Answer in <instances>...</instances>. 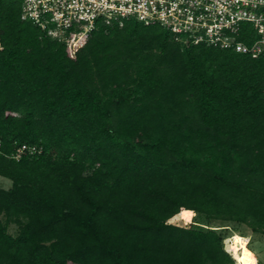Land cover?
<instances>
[{"label":"trees","instance_id":"trees-1","mask_svg":"<svg viewBox=\"0 0 264 264\" xmlns=\"http://www.w3.org/2000/svg\"><path fill=\"white\" fill-rule=\"evenodd\" d=\"M21 14L0 0V264H234L187 212L264 235V54L128 17L71 57Z\"/></svg>","mask_w":264,"mask_h":264},{"label":"built area","instance_id":"built-area-1","mask_svg":"<svg viewBox=\"0 0 264 264\" xmlns=\"http://www.w3.org/2000/svg\"><path fill=\"white\" fill-rule=\"evenodd\" d=\"M23 20L37 25L62 41L69 55L86 43L95 21L133 17L144 24L156 22L176 37L193 43L231 48L257 57L264 54V0H21ZM250 23L255 39L245 44L236 39L241 23ZM39 151L22 144V152Z\"/></svg>","mask_w":264,"mask_h":264},{"label":"rangeland","instance_id":"rangeland-1","mask_svg":"<svg viewBox=\"0 0 264 264\" xmlns=\"http://www.w3.org/2000/svg\"><path fill=\"white\" fill-rule=\"evenodd\" d=\"M10 185H11L10 179L0 176V187L8 188ZM182 216L184 218L181 216L179 217L178 215L173 216L169 221L176 224H186L192 221V224H195L196 226H199L203 229H213L225 235L226 237L235 232L239 234L243 233V235H249L250 240L249 243L246 245V251L248 255L247 264H264V235L253 232L251 228L248 227L247 225L240 224L231 220H221V219L208 220L205 219L203 216L195 217V214L193 213H191L190 216L189 213L182 214ZM17 230L18 228L15 224H10L8 226V232L11 234H15ZM223 246L225 249L224 242H223ZM228 252L231 254L230 251Z\"/></svg>","mask_w":264,"mask_h":264},{"label":"bare ground","instance_id":"bare-ground-1","mask_svg":"<svg viewBox=\"0 0 264 264\" xmlns=\"http://www.w3.org/2000/svg\"><path fill=\"white\" fill-rule=\"evenodd\" d=\"M187 213H189L190 216L192 212H187ZM178 216L183 217L182 215H178ZM242 234L235 232L227 236L223 240L225 244V249L231 252L232 257L235 260L234 264H247L248 262L246 245L249 243L250 237L249 235H242Z\"/></svg>","mask_w":264,"mask_h":264}]
</instances>
